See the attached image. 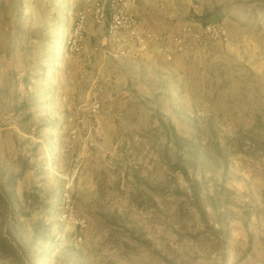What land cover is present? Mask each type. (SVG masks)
I'll return each mask as SVG.
<instances>
[{"label": "rangeland", "instance_id": "1", "mask_svg": "<svg viewBox=\"0 0 264 264\" xmlns=\"http://www.w3.org/2000/svg\"><path fill=\"white\" fill-rule=\"evenodd\" d=\"M0 264H264V0H0Z\"/></svg>", "mask_w": 264, "mask_h": 264}, {"label": "built area", "instance_id": "2", "mask_svg": "<svg viewBox=\"0 0 264 264\" xmlns=\"http://www.w3.org/2000/svg\"><path fill=\"white\" fill-rule=\"evenodd\" d=\"M112 27V26H111ZM113 28H114V25H113Z\"/></svg>", "mask_w": 264, "mask_h": 264}, {"label": "crops", "instance_id": "3", "mask_svg": "<svg viewBox=\"0 0 264 264\" xmlns=\"http://www.w3.org/2000/svg\"><path fill=\"white\" fill-rule=\"evenodd\" d=\"M153 33V32H152Z\"/></svg>", "mask_w": 264, "mask_h": 264}]
</instances>
